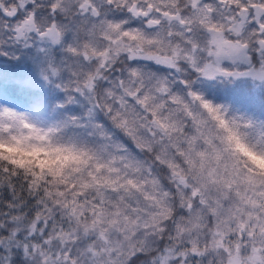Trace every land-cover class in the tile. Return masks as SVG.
Segmentation results:
<instances>
[{"label":"snow or ice","instance_id":"snow-or-ice-1","mask_svg":"<svg viewBox=\"0 0 264 264\" xmlns=\"http://www.w3.org/2000/svg\"><path fill=\"white\" fill-rule=\"evenodd\" d=\"M36 42L64 100L0 107L54 157L0 155V264H264V120L194 88L264 84V0H0V54Z\"/></svg>","mask_w":264,"mask_h":264},{"label":"trees","instance_id":"trees-1","mask_svg":"<svg viewBox=\"0 0 264 264\" xmlns=\"http://www.w3.org/2000/svg\"><path fill=\"white\" fill-rule=\"evenodd\" d=\"M46 46L36 42L28 48L15 46L8 55L0 54V101L14 111L35 115L44 107L49 113L64 100V93L45 81L41 69L47 66ZM59 59L62 53L54 50ZM213 103L224 105L230 113L264 120V84L252 78L203 80L194 85ZM77 111L78 105H69Z\"/></svg>","mask_w":264,"mask_h":264},{"label":"clouds","instance_id":"clouds-1","mask_svg":"<svg viewBox=\"0 0 264 264\" xmlns=\"http://www.w3.org/2000/svg\"><path fill=\"white\" fill-rule=\"evenodd\" d=\"M254 120L259 121L260 119L254 118ZM33 144L38 146H31ZM43 144V141L32 140L26 143L23 139H21L15 142L12 146L0 145V155L12 156L25 162L50 164L54 158L53 154L47 152L39 146Z\"/></svg>","mask_w":264,"mask_h":264},{"label":"rangeland","instance_id":"rangeland-1","mask_svg":"<svg viewBox=\"0 0 264 264\" xmlns=\"http://www.w3.org/2000/svg\"><path fill=\"white\" fill-rule=\"evenodd\" d=\"M240 78H242V79H244V78H251V77H240ZM0 107H5V102L4 101H0ZM22 113H25V114H28V112L27 111H22Z\"/></svg>","mask_w":264,"mask_h":264}]
</instances>
